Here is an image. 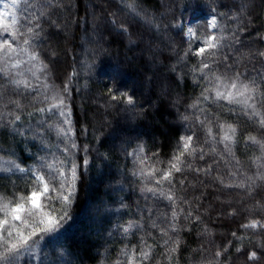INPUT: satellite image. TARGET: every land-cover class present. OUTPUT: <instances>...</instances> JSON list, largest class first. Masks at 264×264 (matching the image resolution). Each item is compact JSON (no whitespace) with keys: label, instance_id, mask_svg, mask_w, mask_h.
I'll return each mask as SVG.
<instances>
[{"label":"snow or ice","instance_id":"1","mask_svg":"<svg viewBox=\"0 0 264 264\" xmlns=\"http://www.w3.org/2000/svg\"><path fill=\"white\" fill-rule=\"evenodd\" d=\"M118 4L135 17L143 12L137 0L127 4L118 0ZM178 6V2L166 5L169 10ZM70 7L68 0H0V129L31 136L41 149L32 167H21L14 160L6 161V166L0 164V172L21 173L18 178L25 182L24 192L0 193V264H71L62 246H50L65 240L79 183L92 163V149L78 142L72 120L71 82L80 73L73 70L57 85L49 65L56 53L44 47L49 35L45 26L60 31L61 25L53 17L58 10ZM184 7L185 11L207 7L210 15L204 17L203 24L200 17L189 21L186 33L182 17L173 15L166 23H155L144 13V19L156 31L181 30L177 35L185 36L188 45L181 61L195 56L197 63L187 73H180V78L191 75L200 95L188 106L190 114L182 117L189 132L180 137L167 161L160 160L158 153L147 155L143 145L125 150L140 165L131 174L145 203L139 218L121 231L127 235L133 229L147 230L149 238L156 234L160 240L149 244L142 236L143 246L125 248L117 264H178L180 233L188 224L201 222V216L177 190L178 184L185 185L189 172L197 177L203 174L221 189L234 192L241 205L229 212L241 217L239 233L233 231L232 239L223 246L217 247L213 241H209L211 247L201 245L194 250V264H226L231 259L230 248L243 264H264V50H253L242 40L252 23L248 0H236L230 8L217 0H186ZM225 8L228 10H219ZM109 24L121 33L129 32L126 23L118 22L114 15ZM103 35H111L108 24ZM257 39L264 43V33L257 34ZM245 48L248 50L243 51ZM106 51L99 49L100 54ZM95 59L93 53L87 74ZM114 69L113 83L105 85L103 93L106 106L135 113V96L116 87L121 71ZM171 71L179 70L174 66ZM220 110L229 118L223 119ZM233 118H243L255 134L250 131L239 136ZM87 133V128L81 129V135ZM241 143L248 150L244 162L237 156ZM3 159L0 155V161ZM195 161L203 165L194 167ZM144 220L147 223L141 222ZM204 232L211 236L207 228Z\"/></svg>","mask_w":264,"mask_h":264},{"label":"trees","instance_id":"2","mask_svg":"<svg viewBox=\"0 0 264 264\" xmlns=\"http://www.w3.org/2000/svg\"><path fill=\"white\" fill-rule=\"evenodd\" d=\"M68 2L71 7L58 10L53 17L61 25L60 31L45 26L49 35L44 47L46 51L51 49L56 53L54 59H49V65L57 85L65 81L73 70L80 73L71 82L74 90L69 99L74 131L80 144L87 143L91 147L92 163L79 183L78 196L71 210L73 221H70L65 240L61 245L50 247L62 246L71 264H117L125 248L143 246L142 236L149 244L153 239L160 240L156 234L149 238L147 230L133 229L127 235L121 231L122 226L126 227L129 221L139 218V210L145 203L136 178L131 174L140 165L127 156L125 150L131 151L137 145H143L147 155L158 153L160 160L167 161L175 153L180 137L188 134L189 129L182 117L190 114L188 106L200 95V88L196 87L191 75L180 78V73H187L197 63L195 56L181 61L188 47L184 42L186 38L177 35L181 30L170 28L165 31L161 28L156 31L145 22L144 13L149 14L147 19L155 23H166L173 15L187 20L200 10L189 7L185 11L186 0H137L143 12L140 17H135L125 6L119 5L118 0ZM130 2L126 0V4ZM175 2L179 3L178 7L171 10L166 7ZM235 2L217 0V4L222 3L229 8ZM248 3L252 23L247 33L242 34V40L253 50H264V43L257 39V34L264 33V0H248ZM219 10L227 11L228 8ZM205 11H208L207 7L201 12ZM113 15L118 22L126 23L129 32L121 33L109 24ZM203 22L204 19L200 18V23ZM106 24L111 35H103ZM101 35L103 39L99 40ZM101 48L107 51L100 54ZM93 53H96V59L91 73L87 74ZM174 66L179 70L177 73L171 71ZM114 67L121 71V80L116 87L135 96V113L125 111L123 107L106 106L103 93L105 85L113 83ZM220 111L223 119L229 118L226 111ZM233 119L238 125L239 136L250 131L255 134L243 118ZM29 126L25 125V128ZM83 128L88 129L87 135L80 134ZM24 139L29 142L24 144ZM96 149H99L98 153ZM40 150L39 143L31 136L24 137L11 129H0V155L3 157L29 167L34 164ZM246 152L248 150L241 143L237 156L242 162L247 160ZM202 165L201 161L194 162V167ZM22 175L0 172V193L24 192L25 182L18 178ZM186 175L185 185H177L178 194L192 204L194 213L201 216V222L188 224L180 233L181 247L176 254L178 264H194V250H199L201 245L211 247L209 241L217 247L226 245L232 239L233 231L239 233L238 224L241 222L240 216L229 215L233 207L241 208L240 198L234 192L221 189L203 174L197 177L189 172ZM9 176L11 179L7 178ZM141 222L147 223L146 220ZM205 228L211 236L204 232ZM229 254L231 259L226 264H243L234 248L229 249Z\"/></svg>","mask_w":264,"mask_h":264},{"label":"rangeland","instance_id":"3","mask_svg":"<svg viewBox=\"0 0 264 264\" xmlns=\"http://www.w3.org/2000/svg\"><path fill=\"white\" fill-rule=\"evenodd\" d=\"M206 15H210V13L208 12V11H205V12H201V11H197V12H195L194 14H193V16L192 17H190L189 19H187V20H184L185 21V27H184V32L186 33V25H187V23L189 22V21H191V20H194V19H196V17H200V18H203L204 19V17L206 16ZM185 37V36H184ZM186 38V37H185ZM24 144H27L28 142H27V140L26 139H24ZM4 159H3V161H0V164H4V166H6V164H5V162L6 161H8V160H11L10 158H5V157H3ZM33 165H30L29 167H32ZM21 167H25V166H21Z\"/></svg>","mask_w":264,"mask_h":264}]
</instances>
